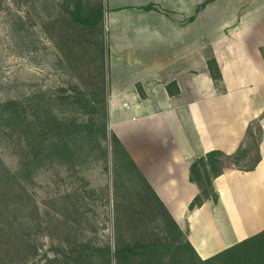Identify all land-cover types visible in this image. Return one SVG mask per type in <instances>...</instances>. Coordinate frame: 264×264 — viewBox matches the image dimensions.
<instances>
[{
  "label": "crops",
  "instance_id": "obj_1",
  "mask_svg": "<svg viewBox=\"0 0 264 264\" xmlns=\"http://www.w3.org/2000/svg\"><path fill=\"white\" fill-rule=\"evenodd\" d=\"M160 2H152L159 8L154 23L121 35L120 44L110 20L108 124L208 259L264 231V0H213L192 20L177 4ZM253 126L260 131L256 168L224 169L213 180L219 202L190 211L200 192L190 181L192 161L210 151L235 154Z\"/></svg>",
  "mask_w": 264,
  "mask_h": 264
},
{
  "label": "rangeland",
  "instance_id": "obj_2",
  "mask_svg": "<svg viewBox=\"0 0 264 264\" xmlns=\"http://www.w3.org/2000/svg\"><path fill=\"white\" fill-rule=\"evenodd\" d=\"M106 1L82 0L84 5L104 7L103 21L92 30L73 22L68 11L73 0H0V104L75 84L94 99L102 71L109 67V23L116 21L114 34L120 44L121 35L133 36L137 27L154 23L159 16L158 11L131 7L156 0ZM160 1L167 9L177 4L188 20L200 11L195 4L198 0ZM62 113L69 117L84 114L75 109ZM7 124L0 114V174L15 171L19 164L16 136H11ZM259 137L258 127L253 126L245 147L251 158L257 154ZM10 186L5 191L0 183V264H35L43 256H56L57 249L72 248L83 237L115 247L116 202L127 204L130 193L136 195L138 188L135 170L116 161L111 150L107 158L95 150L91 157H81L74 164H46L34 181L25 183L26 192L19 197ZM72 212L78 223H73ZM151 227L160 232L155 224ZM121 231L130 239L135 228L121 224ZM26 233L35 235L29 238ZM29 239L39 248L36 258L27 255V246L16 248L21 240ZM7 249L11 255L6 254Z\"/></svg>",
  "mask_w": 264,
  "mask_h": 264
},
{
  "label": "trees",
  "instance_id": "obj_3",
  "mask_svg": "<svg viewBox=\"0 0 264 264\" xmlns=\"http://www.w3.org/2000/svg\"><path fill=\"white\" fill-rule=\"evenodd\" d=\"M211 1L200 4L198 10ZM73 2V7L68 8L73 22L92 30L101 24L105 12L102 4L91 7L84 5L82 0ZM142 9L159 10L154 3ZM262 53L264 55V48ZM208 68L214 80L221 78L215 59L208 60ZM101 75V86L94 92V99L75 84L70 88L34 92L22 99H10L0 104L1 119L8 123L13 134L11 136H16V154L19 158L15 171L7 170L0 174V183L5 191L11 185L10 189L19 197L26 192L25 183L34 181L36 173L46 164H74L81 157H91L95 150L102 151L105 158L111 150L116 161L130 166L137 175L136 195L128 191L130 202H116L118 234L115 247L108 243L95 244L83 237L77 239L72 248L57 249L56 256H43L35 264H42L43 260H46L45 264H264V231L208 259L198 255L189 240V232L181 229L120 139L110 132L107 71L103 70ZM175 85L170 83L167 86L170 93H173L172 87ZM64 109H75L77 114H84L69 117L62 113ZM251 130L252 127L248 135H251ZM87 139L90 143H87ZM94 140L95 143L91 144ZM89 144L93 146L88 148ZM256 151L255 158L249 156L245 147L232 155L210 151L192 161L189 167L190 181L199 187L200 192L191 201L189 210L199 209L209 200L217 204L219 194L214 189L213 180L226 168L254 170L261 159L258 142ZM73 221L78 223L75 215ZM152 223L160 232L154 231ZM121 224L135 228L130 239L122 233ZM31 235L26 233L29 238ZM22 246H27V255L31 258L39 255V248L30 239L25 243L21 240L16 248ZM6 254L11 255V251L7 249Z\"/></svg>",
  "mask_w": 264,
  "mask_h": 264
}]
</instances>
